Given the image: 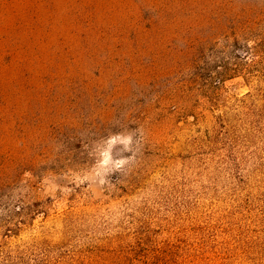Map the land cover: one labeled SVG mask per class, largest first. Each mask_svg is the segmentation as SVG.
Masks as SVG:
<instances>
[{
	"label": "rangeland",
	"instance_id": "1",
	"mask_svg": "<svg viewBox=\"0 0 264 264\" xmlns=\"http://www.w3.org/2000/svg\"><path fill=\"white\" fill-rule=\"evenodd\" d=\"M248 30L264 0H0V188L45 211L21 264H264Z\"/></svg>",
	"mask_w": 264,
	"mask_h": 264
},
{
	"label": "trees",
	"instance_id": "2",
	"mask_svg": "<svg viewBox=\"0 0 264 264\" xmlns=\"http://www.w3.org/2000/svg\"><path fill=\"white\" fill-rule=\"evenodd\" d=\"M226 46L231 48L232 54L238 50H243L254 59L257 56L264 59V31L248 30L241 38L229 39ZM216 51V50H215ZM210 66V67H209ZM217 64L201 67L200 70L216 69L212 76L218 75L223 79L232 76L230 70L220 71ZM42 205L38 203H26L22 198H15L11 189L0 188V264H21V252L13 249L9 243V238L18 237L22 226L39 213L45 212Z\"/></svg>",
	"mask_w": 264,
	"mask_h": 264
}]
</instances>
